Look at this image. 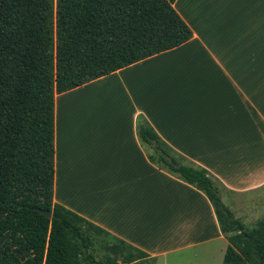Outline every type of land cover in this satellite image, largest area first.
Masks as SVG:
<instances>
[{"label":"crops","instance_id":"0c3cea01","mask_svg":"<svg viewBox=\"0 0 264 264\" xmlns=\"http://www.w3.org/2000/svg\"><path fill=\"white\" fill-rule=\"evenodd\" d=\"M173 8L187 42L56 95L53 202L158 264H221L210 202L148 160L136 121L217 178L241 220L232 195L264 188V0Z\"/></svg>","mask_w":264,"mask_h":264},{"label":"trees","instance_id":"16d2710c","mask_svg":"<svg viewBox=\"0 0 264 264\" xmlns=\"http://www.w3.org/2000/svg\"><path fill=\"white\" fill-rule=\"evenodd\" d=\"M175 0H0V264H143L148 254L53 202L58 94L187 42ZM148 160L204 194L228 241L221 264H264V216L251 227L222 183L140 116ZM39 210L48 211V217Z\"/></svg>","mask_w":264,"mask_h":264},{"label":"rangeland","instance_id":"374dc122","mask_svg":"<svg viewBox=\"0 0 264 264\" xmlns=\"http://www.w3.org/2000/svg\"><path fill=\"white\" fill-rule=\"evenodd\" d=\"M232 209L235 215H239L247 227H251L258 219L264 216V188L249 195H232ZM182 254H189L183 252ZM161 259H148L143 264H158Z\"/></svg>","mask_w":264,"mask_h":264},{"label":"water","instance_id":"95a60500","mask_svg":"<svg viewBox=\"0 0 264 264\" xmlns=\"http://www.w3.org/2000/svg\"><path fill=\"white\" fill-rule=\"evenodd\" d=\"M39 212L43 213L44 215L50 217L51 216V213L48 212V211H43V210H39Z\"/></svg>","mask_w":264,"mask_h":264}]
</instances>
